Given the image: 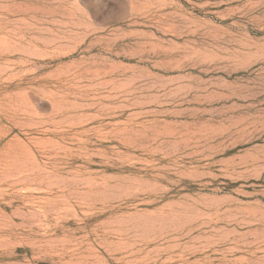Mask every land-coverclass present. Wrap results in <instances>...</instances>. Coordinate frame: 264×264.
I'll return each mask as SVG.
<instances>
[{
    "label": "rangeland",
    "instance_id": "rangeland-1",
    "mask_svg": "<svg viewBox=\"0 0 264 264\" xmlns=\"http://www.w3.org/2000/svg\"><path fill=\"white\" fill-rule=\"evenodd\" d=\"M0 264H264V0H0Z\"/></svg>",
    "mask_w": 264,
    "mask_h": 264
}]
</instances>
